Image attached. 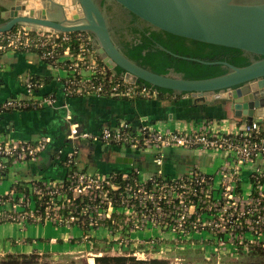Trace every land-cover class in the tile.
<instances>
[{
  "label": "built area",
  "instance_id": "2783aa9c",
  "mask_svg": "<svg viewBox=\"0 0 264 264\" xmlns=\"http://www.w3.org/2000/svg\"><path fill=\"white\" fill-rule=\"evenodd\" d=\"M93 36L85 31L59 32L47 31L42 27L16 25L11 30L0 32V51L18 49L35 51L40 57L53 65H63L66 76L61 80L66 96H103L110 98L151 99L157 91L148 86H138L124 78L116 79L109 68L100 62L95 55ZM43 82L27 78L24 82V95L12 96L0 102V115L6 111L21 109L31 105L34 108L53 107L57 104L56 95L52 92L39 94ZM63 107H66L64 104ZM67 121L66 143L99 141L109 146L133 150L150 149L154 152L153 163L156 170L142 179L139 170L133 172L136 177L132 182L126 181L122 190L116 195L118 184L114 183V173L87 172L77 168L78 147L74 144L66 152L59 149L60 162L67 170L64 187L62 180H36L38 185L29 186V193L9 191V201L0 198V212H16L17 217H24L19 212L24 207L30 209L33 219L43 216L45 221L67 222L78 218L71 210L62 214V210L72 204L74 197H84L87 201L80 206L79 214L87 215L90 223L109 219L113 213H121L128 220V225L137 227L145 221L146 225H156L167 221V227L183 232L187 218L196 214L194 222L197 230L206 227L205 219L228 218L239 220L256 216V222L264 224V212L260 213V203L264 201V165L254 166L250 177L258 179L247 196H243L239 185L241 166L263 161L264 163V126L261 122L244 121L236 133L213 132L206 122L190 131H159L146 124L133 126L122 121L117 126H104L98 134L79 130L70 113L65 115ZM51 138L48 136L31 141L7 140L0 142V171L5 162L11 164L33 161L47 149ZM167 148H198L212 150L227 155L219 168L221 181L218 188L213 186V176L204 174L198 169H191L179 177L167 176L162 171V151ZM155 176H162L157 180ZM126 178V174L122 176ZM150 181V185L147 182ZM238 188L240 192H238ZM253 190L256 195H253ZM71 193V197L68 195ZM5 195V194H4ZM34 195L40 200L36 205ZM3 195H0V197ZM33 204V208L31 205ZM10 205V209H5ZM166 205L168 209H162ZM17 207L21 210L17 211ZM199 208V212L196 210ZM34 211H40L35 216ZM250 220V219H249ZM250 224V221L248 222ZM92 224V223H91ZM249 231L260 234L261 227L249 226ZM218 232V231H217ZM214 233V232H213Z\"/></svg>",
  "mask_w": 264,
  "mask_h": 264
},
{
  "label": "crops",
  "instance_id": "0c3cea01",
  "mask_svg": "<svg viewBox=\"0 0 264 264\" xmlns=\"http://www.w3.org/2000/svg\"><path fill=\"white\" fill-rule=\"evenodd\" d=\"M23 1L0 0V19L5 21L7 18L3 16L4 13L13 4ZM53 1L57 5L63 2V0ZM59 6L60 4L54 6L49 17L53 19L62 18L59 14V9H61ZM93 41L95 43V55L102 62L95 39ZM64 76H66V71L62 64L55 66L43 60L35 51L18 49L0 51V102L15 95H24V82L27 78L43 82L44 86L38 91L39 94L52 92L57 98V104L53 107L34 108L29 105L21 109L6 111L0 115V142L12 139L35 143L45 136L51 138L47 149L41 152L35 160L10 165L9 173L5 177L7 180L0 179V195L7 194L11 189V183L20 180L31 181L48 177L50 180L56 178L62 180L65 169L58 159V150L62 148L66 152L72 144L78 147V143L75 141L66 143L67 121L65 115L67 112L78 123L79 130L88 131L91 134H98L104 126L114 127L122 121L130 122L133 126L146 124L159 131H190L197 129L206 122L208 129L222 133H236L244 122L242 119L233 116L227 106L222 109L217 100L210 105L195 99L188 93L177 99L169 100L66 96L61 83ZM64 104L66 107H63ZM201 110H204L203 114H201ZM261 125L264 126V120ZM83 143L84 145L88 143L95 145L91 155L96 166L91 167V172L113 173V171H121L126 174L131 170L138 169L139 176L144 179L156 170V165L153 163L154 152L150 149L127 153L128 149L125 148L126 153H122L119 147L109 146L99 141ZM80 152L79 149L76 157L77 168L87 171L86 159L80 155ZM118 155L131 157L133 161L132 163H117L115 156ZM161 156V168L165 175L179 177L195 168L204 174L213 176L214 188H218L221 181L219 168L227 160L225 159L227 155L224 156L222 153L218 154L212 150L198 148H167L162 151ZM47 162L49 163L47 164ZM262 164L264 165L263 161H258L254 164L248 163L241 166L238 175L240 188L245 191H242L243 196H247L251 189V171H253L254 166H261ZM71 229L74 231L72 232L73 237L82 234L78 227L74 226ZM99 230L104 231L103 228H99ZM25 231L24 229L22 237L25 236ZM107 233L109 232L107 231ZM155 233L158 235V230ZM114 236L118 237V234ZM133 243L130 242V246ZM20 251L27 252L25 250Z\"/></svg>",
  "mask_w": 264,
  "mask_h": 264
},
{
  "label": "water",
  "instance_id": "95a60500",
  "mask_svg": "<svg viewBox=\"0 0 264 264\" xmlns=\"http://www.w3.org/2000/svg\"><path fill=\"white\" fill-rule=\"evenodd\" d=\"M113 1L129 14L165 32L241 49L261 58L251 57V62L242 67L221 61L228 71L205 79L154 73L126 57L114 43L100 2L96 0H63L59 3L61 19L49 17L54 6L59 5L53 0H24L4 13L7 19L0 22V32L16 25L42 27L47 31H85L95 39L100 58L112 73L118 66L124 70V78L131 82L140 79L175 93L187 92L210 105L217 100L222 109L227 106L233 116L248 123L264 120V0ZM132 161L131 157L115 156L117 163Z\"/></svg>",
  "mask_w": 264,
  "mask_h": 264
},
{
  "label": "trees",
  "instance_id": "16d2710c",
  "mask_svg": "<svg viewBox=\"0 0 264 264\" xmlns=\"http://www.w3.org/2000/svg\"><path fill=\"white\" fill-rule=\"evenodd\" d=\"M100 3H105V0H101ZM131 16L132 19L127 22L124 30L120 32L119 29L114 28L117 42L120 46L118 48L126 57L134 61L137 65L157 74L178 76L183 79H205L225 74L228 71V68L222 64L221 61L228 62L237 67H242L251 62V57L254 59L261 58L259 55L250 54L241 49L177 36L147 24L134 14H131ZM3 21V19H0V22ZM137 21L144 23V26L139 27L135 23ZM185 57L193 59H186ZM201 61L211 63H203ZM109 73L111 74L112 72L109 70ZM111 75L116 79L122 78L124 70L116 66L115 73ZM134 83L138 86L144 85L155 89L157 91V96L155 98L157 99H177L181 95L187 93H175L171 89L158 87L140 79H137ZM133 99H137V97ZM10 165L11 161L7 160L5 162V168L0 171V179H4L8 175V168ZM113 173L115 174L114 183L118 184V187L115 188V190H111V192L116 195L122 190L126 181L132 182L136 177L133 170L126 173V178L124 179L122 178L124 175L123 172L113 171ZM66 174L67 170L65 169L64 177L62 178L64 187L68 183L65 180ZM161 177L162 176H155L154 178L159 180ZM257 180L258 179L256 178L250 177V181L254 186ZM259 180L260 182H264V179L262 178H259ZM38 184L39 182L36 180H20L12 184L10 191H13V193H25L28 195L29 186H35ZM147 185H150V181L147 182ZM237 191L240 192V189L238 188ZM9 193L10 192L0 198L5 202L9 201ZM252 194L256 195V192L253 190ZM68 195L70 197L72 196L71 193H68ZM34 198L36 199V205L38 206L40 200H38L36 195H34ZM86 201L87 200L84 197H74L71 199L72 204L62 210V214L64 215L67 214V211L71 210L74 215L78 216L75 222L72 223V226L78 227L82 231L80 236L70 238L69 242H83V238L84 242L91 245L92 248L98 246L99 243L113 247V245H116L119 242L121 245H127L130 247V225L124 223L125 216L121 213H113L111 218L94 221L91 222V224L87 215L79 214L80 206ZM161 207L162 209H168L166 205H162ZM260 207L263 208L260 213L264 212V201L260 203ZM29 211L30 209L28 207H24V210L19 213L21 215L26 213L27 216L17 217L16 212L4 210L0 212V224L7 222L36 223L34 219L29 216ZM199 211L198 208L196 213ZM33 213L35 216L40 215V211H34ZM245 219L246 218H239L242 225L238 226V229L236 230L237 232L240 231L242 241H240V243L235 241V243L231 245L233 246V253L232 249H229L230 251H228V254L226 255L230 256L229 253H231V255H236L235 258H231V264H264V224L257 223L256 216H249L251 226L261 227L260 234H254L248 230L249 226L244 223ZM195 220L196 214L193 213L186 220L184 232H182L183 235H181L180 232H177L175 236L176 238L170 239L167 236L168 232H166L167 225L165 223H167L166 221H170V219L167 218L165 222H162V224L158 226V231L161 233V236H149L144 238V241L169 245V250L173 248L176 250L180 259H187L191 263H203L215 259L218 253L211 252L207 257L205 251L207 248H214V245L218 240L226 241V235L229 230H226L227 232L218 231L212 233L205 229L207 232L205 230L203 232L208 236L198 242V238H196L197 236L194 235L196 234ZM43 222L44 218L41 215L38 219V223ZM99 228H103L104 230L102 236L94 234ZM107 231L109 233H107ZM116 234H118V237L114 236ZM174 239H176V241H174ZM29 241L32 242L33 239L29 237L23 239L24 244ZM144 241L138 242L136 246L139 248L145 247L143 243ZM11 243L15 244L14 241H11ZM130 249L131 252L123 254H108L105 248L97 249L98 251L96 252V255L93 256V264H170L168 259L157 256L146 257L144 259L137 258L133 255L135 250H132L133 248ZM0 264H62V262L54 263L49 253H39L32 250L29 252H4L0 255ZM70 264L75 263L71 261Z\"/></svg>",
  "mask_w": 264,
  "mask_h": 264
},
{
  "label": "rangeland",
  "instance_id": "374dc122",
  "mask_svg": "<svg viewBox=\"0 0 264 264\" xmlns=\"http://www.w3.org/2000/svg\"><path fill=\"white\" fill-rule=\"evenodd\" d=\"M105 3L107 5L109 3L115 5V2L113 0H106ZM111 23H113V21ZM200 112L201 114H203L204 110H201ZM76 143H78V147L81 151L80 155H82L86 159V163H87L86 165L88 167L87 172H91L90 170L91 167L96 166V163L93 160V156L91 155L92 151H94L95 149V145L93 143H88L86 145H84L83 142L81 143L76 142ZM120 149L122 153H126L125 152L126 149H128L127 153H133L136 151L129 148L125 149V147ZM60 179L61 178H56L55 180L60 181ZM3 180H7V178H4ZM45 180L50 181V178L48 177ZM12 184L13 183H11V186ZM242 191L245 192L244 190ZM4 208L10 209L11 207L10 205H5ZM31 208H33V204L31 205ZM16 210L20 211L21 208L17 207ZM23 215L27 216L26 213ZM38 219L39 218L34 219L36 223L7 222L4 224H0V255L7 251L18 252L20 250H25L29 252L35 250L39 253H44V252L49 253L54 263L62 262V264H70V262L73 261L75 264H93V256L96 255V252L98 251L97 249L105 248L108 254H123V253L131 252L130 248H133L132 250H135L133 255H135L137 258L144 259L146 257L157 256L160 258L168 259L170 264H231L232 262L231 258L232 257L235 258L236 255H231V253H229L230 256H227L226 254H228V251H230L229 249H232V253H233V246L231 245H233L235 241H238L239 243L240 241H242L240 231L239 232L236 231L238 229V226L242 225L239 220H230L229 222L228 218H223V217L221 219H214V218L205 219L204 222L206 224V227L203 230L195 231L196 234L194 235L197 236L196 237L198 238L197 241L200 242L208 236L206 235V233L203 232L205 229L212 233L217 231L227 232L226 230H229L226 235V241L218 240L217 243L214 245L215 246L214 248L213 247L207 248V250L205 251L206 256L211 252L218 253L215 259L203 263H191L187 259H182V258L180 259L178 257V254L176 253V250H174L173 248L169 250L170 248L169 245H165L163 243H152V242L144 241V238L146 237L156 236L157 233L155 232L156 230H158V228H156L157 227L156 225H151V226L146 225L145 221H143L142 224H139L137 227L132 226L131 228V226H129V231L131 232L132 235L130 237V240L131 242H134L130 247L127 245H121V243L119 242L116 245H113V247L107 244L99 243L98 246L92 248L91 245L84 242L83 238H82L83 242H76V243L69 242L70 238L73 237L72 232L74 231L71 228L74 227L72 226V223L75 221L67 220V222H54V221L44 220L43 223H38ZM249 221H250L249 219L244 220V223L247 226H251L248 223ZM128 222L129 221L126 220L125 218L124 223H128ZM24 229L26 230L25 236L22 237V233L24 232ZM173 229L174 228L172 225V227L170 228L167 227L166 230V232H168L167 236L170 239L176 238L175 236L177 234V230L174 231ZM102 232L103 231H100L98 229V231L96 230L94 234L102 236L103 235ZM180 234L183 235L182 232H180ZM157 236H161V233L159 232ZM25 237H29L33 239V241L32 242L29 241L24 245L23 239ZM11 241H14L15 244H12ZM141 241H144L143 243L145 247L143 248H139L138 246H136L138 242ZM174 241H176V239H174Z\"/></svg>",
  "mask_w": 264,
  "mask_h": 264
},
{
  "label": "flooded vegetation",
  "instance_id": "af4514ba",
  "mask_svg": "<svg viewBox=\"0 0 264 264\" xmlns=\"http://www.w3.org/2000/svg\"><path fill=\"white\" fill-rule=\"evenodd\" d=\"M101 2V0H96ZM106 1V0H105ZM101 9L103 11V14L105 16L107 25L109 27L110 33H111V37L114 41V43L118 46V42H117V36L115 35V29H119V31L121 32L122 30H124V28L126 27L127 22L132 19L131 14H129L124 8H122L119 4H117L115 2L114 4H106L103 3L101 4ZM118 7V8H116ZM113 21V23H111ZM111 23V24H110ZM139 27H143L144 23H141L139 21L135 22ZM118 35L120 36V34L118 33ZM116 36V37H115ZM119 39V38H118ZM120 41V39H119Z\"/></svg>",
  "mask_w": 264,
  "mask_h": 264
}]
</instances>
